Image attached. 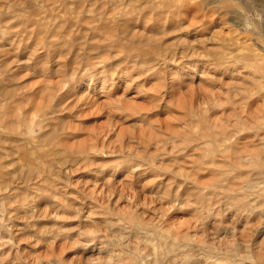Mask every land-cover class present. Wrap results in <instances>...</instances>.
<instances>
[{"label":"rangeland","instance_id":"1","mask_svg":"<svg viewBox=\"0 0 264 264\" xmlns=\"http://www.w3.org/2000/svg\"><path fill=\"white\" fill-rule=\"evenodd\" d=\"M39 1H44V4ZM43 1L0 0V15H3L0 17L3 18L1 19L3 21L0 20V24H2L0 25V107H4L3 109L7 111L5 118L8 117V120L12 122L9 123L4 119L5 122L8 121L7 125H16L17 117H20L22 112L26 118H30V122L32 120L36 122L37 118L40 123L44 121L43 128L35 126L36 128L33 130L34 138L40 142H36V149L41 147V151L47 149V146H44L45 148L42 146L44 144L42 140L51 138L59 143L58 149H61L60 152L63 153L62 155L61 153L55 154L56 156L53 157L51 155L41 156L37 160H31L33 164H38L40 170L46 169V173L50 174L49 178L46 173H44L46 176L35 174L33 179V176L28 174L30 167L22 158L24 150L21 148L23 142L20 141L23 139L19 140L22 137L18 138L12 134L1 137L3 140L0 139V148H2L0 152L4 154L3 151H6L8 155L4 154L7 155L1 160V162L3 161L1 166L4 167L0 168L1 172V169L4 168L6 171L4 178L0 176V180L3 179L0 181V195L4 197L2 199L0 196V206L2 205L0 224L6 226L5 230L9 232L7 234H13L15 240L13 249L19 250L21 257H17L16 261L7 259L6 254L8 256L10 247L5 244V241H8L10 236L6 235L7 237L2 240L0 236V264H88V262L94 264L92 258H99L100 262L107 264L110 259L109 251L112 252L117 247L114 244L116 238L121 239L122 244L128 245L127 249L129 248L130 251L142 247L145 251L149 250L147 246L139 243L144 240H137L135 236L129 238L130 236L126 235L128 240L124 239L125 234L120 229L121 225L118 226L119 222L117 221L126 219L128 215H135L139 220L145 221L146 227L149 224V228L156 226V229L159 230L156 231V235H153V239H157V234L160 232L173 238L179 230L184 231L190 226H196V223L192 222V208L200 203L199 195L208 193L207 188L213 184V179H215L209 170L206 171L208 166L202 167L201 170L206 171L204 173L197 169L200 152L192 149L199 144L202 146V140L196 135L204 130L208 136L213 133L222 134L223 131H227L226 134L230 135V132L241 129L239 128L241 124L238 126V123L245 117L242 121L246 119V121H252L259 116H264L261 114V112L264 113V72L258 66L264 65V0H231L229 7L223 6L225 0H191V3H189L190 0H187L189 2L182 0L183 6H181V0L169 4H165L168 3V0H166L167 2L161 0L166 8L157 12L152 8H156L155 4L158 0H156L157 2L142 0L139 5L146 4L143 5L145 9L142 6L136 7V11L135 9L130 10L132 14L125 12L127 15L124 16L123 12L122 15L112 19V15H115L116 12L112 11L109 2L105 7L108 14H111V16L108 15L110 22L101 24L90 21V15L79 18L77 14H71L69 11V8L71 9L73 6L71 0L66 5L72 6H66L65 9L60 6L57 9L54 6V0H51L53 4L50 1L46 3L45 0ZM90 1L86 4H89ZM192 1H196V3L193 4ZM33 2L34 9L31 10ZM178 2L181 3L180 6H178L179 4L175 6ZM184 2L186 3L184 4ZM51 6L53 7L51 8ZM96 7L98 9L95 11L100 13V4L97 3ZM38 8L41 13L37 10ZM27 9L30 11L26 12ZM142 9L146 11L141 12ZM54 10L59 13L55 14ZM36 12L39 14H35ZM96 12H94L95 15H97ZM66 13H69L68 19L70 17L76 21L80 19L79 22L84 26L79 29L81 24L71 20L72 24L78 23L74 28L79 29L71 34H67L66 31H60L61 33L58 34L47 29L48 25L44 23H48V21L51 23L49 18L52 20L57 15L58 17L55 16V19L58 18L60 21H56V23L61 25L67 17ZM150 13L154 18H150ZM39 15L40 17H37ZM26 16L29 18L28 20L25 19ZM30 16L32 21L36 22H31ZM21 17L24 18L20 19ZM43 18L45 21H41ZM55 19L53 18V21ZM39 20L44 24L43 28H41V23H38ZM21 21L23 24L26 22V27L22 25L23 29L21 25L19 26L22 24ZM35 23H38L39 28ZM27 24L30 26L27 27ZM158 25L160 26L158 27ZM18 26L21 30H18ZM43 29H46L44 31L50 34H45ZM37 32L42 34L38 36ZM105 39L111 41L107 43ZM40 41L41 43H39ZM119 41L124 42H121L124 44L122 47L121 43H118ZM109 45L111 46L108 47ZM124 46H128L126 48L130 50H126L123 48ZM107 48L110 50L108 51ZM121 49L123 50L120 51ZM247 55L250 58L246 60ZM109 57H112L111 60ZM130 57L132 58L130 59ZM159 57L162 60L158 59ZM145 58H147L146 60L153 58L152 62L159 60L160 64L158 61L152 63L151 71L143 69V67L135 69V67H140L139 65L145 61L143 60ZM137 61L138 64L134 63ZM249 63H251L250 66H248ZM247 66L250 68L248 69ZM256 66H258V70L255 68ZM251 70L254 71L251 72ZM113 72L115 76L114 88L109 94L110 90L102 89V83L104 79L113 78ZM261 73L263 74L259 75ZM81 83L83 91L79 96L78 92L77 95L68 92L67 89L70 85L78 87ZM127 84L129 90L124 94L125 89L123 88ZM56 85L57 87H55ZM88 86L93 89H88ZM94 88L97 93L96 91L92 93ZM84 90L86 93L91 91V94H87L90 98L86 105L81 107L82 102L80 101L85 94ZM107 98H110L113 104L118 103L121 109L116 110L115 107L111 109L105 103ZM15 115L16 117H14ZM41 118L43 120L39 121ZM22 130L25 129L22 127ZM23 132L25 133V131ZM186 135L194 138V143L184 148L181 141L188 138ZM205 140L210 141L211 139L207 137ZM38 144L42 145L37 147ZM258 146L253 145L251 148L255 150L260 147ZM182 149L185 152L183 155ZM40 150L39 152H41ZM178 150H181L180 153ZM224 161L218 159L219 164ZM223 163L219 166L220 169L222 167L226 170L229 166L231 170L226 171H232L231 165L225 162V167ZM50 169L53 170L50 171ZM224 169L222 170L226 172ZM147 171L150 173L144 175ZM251 174L250 177H255L254 174ZM187 176H191L192 180ZM40 178H44L45 181L43 182ZM46 179H50L47 180L49 183L50 181H54V183H51L52 185L46 183V185ZM46 189L50 191L48 190L44 194ZM18 195H22L21 197L25 198L26 202ZM15 201L18 203H14ZM222 201H218V204L214 203L208 210L210 212L205 209L206 213L203 210L204 216L202 215V221L197 225L196 232L193 231L195 228L191 229V235L194 236L193 239L196 242L205 245L210 243V246L217 245L215 237L221 234L219 231H225V226L229 230L235 228L236 232L233 235L232 233H229L231 235L226 234L224 241L228 239V242H231L236 236H238L236 239L239 242L247 241L250 236L248 238V235H245L249 230V235L251 233L252 236V233L257 232L258 227L264 226V217L260 218V215H263L261 210L264 209V206L261 210L259 209L260 212L258 208L261 205L256 206L254 212L257 210V215L254 212L242 213V211L240 213L237 211V214L236 210L232 209L225 200L226 205ZM7 202H13L15 205L11 206L10 204L7 206L8 210L6 211L5 208L4 211L3 205ZM213 207L214 209H212ZM28 209L29 211L34 209L35 213H29ZM10 215L12 217L9 219ZM32 215H35V218ZM136 238L138 237L136 236ZM262 238L264 239V236L255 240L254 252L251 253V256L253 253L255 254L252 256V262L254 260L256 264L260 260L258 251L261 250ZM51 239H55L54 242ZM125 244L122 247L127 250ZM104 250L106 251L102 252ZM93 251L94 254H92ZM145 251L144 253H147L150 250ZM254 256L255 258H253ZM81 257L85 262L79 259ZM86 260L88 261L86 262ZM197 262L204 264L202 261H196L195 264Z\"/></svg>","mask_w":264,"mask_h":264},{"label":"bare ground","instance_id":"2","mask_svg":"<svg viewBox=\"0 0 264 264\" xmlns=\"http://www.w3.org/2000/svg\"><path fill=\"white\" fill-rule=\"evenodd\" d=\"M43 1V0H42ZM51 2L52 3V1L51 0H45V3L46 2ZM56 1V2H55ZM70 0H54V6L57 8V7H63L64 9L65 8H67L66 6H72V8L70 9L69 8V11L71 12V14H77V16H79V18L80 17H83L84 15H90L91 17H89V19H90V21H93V22H97V23H99V24H101V23H103V22H107V21H109L110 19H109V17L111 16V14H108V12L106 11V7L105 6H107L108 4H109V2L112 4H109L110 5V8L112 9V11L114 12H116L115 13V15H112V17H111V19L113 18V17H115V16H120V15H122V13L124 12V16H125V12H127V14L128 13H130V10H133V9H135L136 7H141L142 6V8H143V5H146V4H142V5H139V3H140V1L142 2V0H111V1H108V0H92V1H90V0H71L72 1V5H66L68 2H69ZM70 1V2H71ZM88 1H90V3L89 4H86ZM155 2L156 0H147V2ZM162 1H166V0H162ZM174 1H179V0H168V3H165V4H169V3H172V2H174ZM184 1V0H183ZM187 1V0H186ZM197 1V0H196ZM196 1L195 2H193V4L194 3H196ZM199 1V0H198ZM44 2V1H43ZM43 2H40L39 1V3H42V4H44ZM146 2V1H145ZM144 2V3H145ZM157 2V1H156ZM167 2V1H166ZM187 2H189V1H187ZM213 2V1H212ZM224 2V4H223V6L224 7H226V6H228L229 7V5H231L230 4V2H232L231 0H225V1H223ZM234 2V1H233ZM50 3V4H51ZM52 3V4H53ZM97 3H99L100 4V7H101V12L99 13H97L96 11H95V9H98V7H96L97 6ZM181 3H182V5L181 6H183V2H182V0H181ZM180 3V4H181ZM186 2H184V4H185ZM189 3H191V0H190V2ZM189 3H188V5H189ZM203 3V2H202ZM17 4V3H16ZM15 4V5H16ZM48 4V3H47ZM141 4V3H140ZM152 4V3H151ZM179 4V2L175 5V6H177ZM180 4L178 5V6H180ZM198 4V3H197ZM196 4V5H197ZM212 4V3H211ZM255 4V3H254ZM261 4V3H260ZM263 4V3H262ZM32 5V7L33 8H31V10L32 9H34V2H33V4H31ZM41 5V4H40ZM39 5V6H40ZM46 5V4H45ZM152 5H154V4H152ZM156 5V8H152V9H155L156 10V12L157 11H162V9L166 6V5H164V2L162 3L161 2V0H158V2L155 4ZM164 5V6H163ZM172 5V4H171ZM30 6V5H29ZM42 7H45L44 5H41ZM47 6V5H46ZM50 6V5H49ZM112 6V7H111ZM147 6H149L148 5V3H147ZM168 6V5H167ZM174 6V5H173ZM7 7V6H6ZM26 7V6H25ZM53 6H51V8H52ZM23 8V7H22ZM47 8H49V9H51L50 7H47ZM121 8V9H120ZM146 8H149V7H146ZM166 8V7H165ZM164 8V9H165ZM176 8V7H175ZM174 8V9H175ZM180 8V7H179ZM25 9V8H24ZM30 9V8H29ZM29 9H27L26 10V12L29 10ZM46 9V8H45ZM44 9V10H45ZM54 9V8H53ZM52 9V10H53ZM58 9V8H57ZM64 9H62V10H64ZM109 9V8H108ZM107 9V10H108ZM143 9H145V7L143 8ZM143 9L141 10V12L143 11ZM151 9V8H150ZM37 10H39L40 11V9L38 8ZM51 10V11H52ZM59 10H61L60 8H59ZM67 10V9H66ZM137 10H138V8H137ZM140 10V9H139ZM171 10V9H170ZM230 10V9H229ZM9 11V10H8ZM30 11V10H29ZM36 11V10H35ZM38 11V12H39ZM46 11H47V9H46ZM45 11V12H46ZM55 11V10H54ZM68 11V12H69ZM111 11V10H110ZM135 11H136V9H135ZM144 11H146V10H144ZM143 11V12H144ZM177 11V10H176ZM238 11V10H237ZM6 12V11H5ZM22 12V11H21ZM25 12V13H26ZM94 12H96V14L97 15H95V13ZM139 12V11H138ZM140 12V13H141ZM155 12V13H156ZM25 13H21V14H25ZM39 13H41V11L39 12ZM39 13H35V14H39ZM43 13V12H42ZM53 13V12H52ZM55 14H58V13H56V11L54 12ZM65 13V12H64ZM148 13V12H147ZM152 13V12H151ZM151 13H150V15H151ZM172 13V12H171ZM54 14V15H55ZM63 14V13H62ZM67 14V13H66ZM65 14V16H67V17H65V20L63 21V23H61V25H58L57 23H56V21L57 22H59L60 20H58V18H57V20L55 19L56 17L55 16H57V15H55L54 17L51 15V18L53 17L54 19H55V21H53V18H52V20L49 18V20L51 21V23H49V21H48V23H44V24H46V25H48V30L49 31H53V32H56V33H61L62 31H66V33L68 34V33H72V32H74V31H77V30H79L80 28H81V26H84V25H82L81 24V22H79L80 21V19L78 20L77 19V21L79 22V24H81L78 28H74V27H76V25L78 24V23H76L77 21L76 20H72V19H68V14L66 15ZM126 14V15H127ZM130 14H132V12L130 13ZM134 14V13H133ZM146 14V13H145ZM168 14H169V12H168ZM238 14V13H237ZM26 15V14H25ZM50 15V14H49ZM61 15V14H60ZM60 15H59V17H60ZM82 15V16H81ZM108 15H110V16H108ZM164 15V14H163ZM1 16H3V15H0V17ZM47 16V15H46ZM45 16V17H46ZM70 16V15H69ZM88 16H87V18H88ZM123 16V17H124ZM130 16V15H129ZM135 16V15H134ZM137 16V15H136ZM135 16V17H136ZM159 16V15H158ZM184 16V15H183ZM192 16V15H191ZM11 17V16H10ZM20 17V16H19ZM19 17H18V19H19ZM37 17H40V15L39 16H37ZM44 17V16H43ZM58 17V16H57ZM61 17H63V15H61ZM73 17V16H72ZM133 17V16H132ZM152 17V15L150 16V18ZM235 17V16H234ZM8 18V17H7ZM6 18V19H7ZM22 18H24V17H21L20 19H22ZM42 18V17H41ZM74 18V17H73ZM126 18V17H125ZM142 18V17H141ZM152 18H154V16L152 17ZM194 18V17H193ZM1 19H3V18H0V20ZM11 19V18H10ZM25 19H29V18H27V16H26V18ZM24 19V20H25ZM35 19V18H34ZM38 19H40V18H38ZM61 19V18H60ZM63 19V18H62ZM85 19V18H84ZM148 19V18H147ZM42 20H44L45 21V18H43V19H41V21ZM71 20H72V22L73 21H76L75 23H76V25L75 24H72V22H71ZM156 20V19H155ZM161 20V19H160ZM242 20V19H241ZM1 21H3V20H1ZM30 21L31 22H36V21H32V19H31V16H30ZM43 21V22H44ZM81 21H82V19H81ZM115 21V20H114ZM134 21V20H133ZM146 21V20H145ZM150 21V20H149ZM29 22V21H28ZM27 22V23H28ZM110 22V21H109ZM112 22V21H111ZM130 22H132V21H130ZM165 22V21H164ZM21 23L22 24H19V26L21 25V27H22V25H25V23L23 24V22L21 21ZM38 23H41V28H43L42 27V25H44V24H42V22H40V20H39V22ZM37 23V24H38ZM28 24H30V23H28ZM27 24V25H28ZM33 24V23H32ZM36 24V23H35ZM34 24V25H35ZM37 24H36V27H38L37 26ZM89 24H91V22H89ZM156 24V23H155ZM0 25H2V24H0ZM75 25V26H74ZM98 25V24H97ZM107 25V24H106ZM157 25V24H156ZM162 25V24H161ZM17 26V25H16ZM18 26V27H19ZM30 25H28L27 27H29ZM108 26V25H107ZM151 26V25H150ZM160 25H158V27H159ZM6 27V26H5ZM25 27H26V25H25ZM33 27V26H32ZM45 27H47V26H45ZM44 27V28H45ZM170 27V26H169ZM16 29H17V27H15ZM24 27H22V29H23ZM34 28V27H33ZM39 28V27H38ZM102 29H103V26L101 27ZM133 28V27H132ZM5 29V28H4ZM20 29V27L18 28V30ZM26 29H28V28H26ZM25 29V30H26ZM30 29V28H29ZM35 29V28H34ZM118 29V28H117ZM17 30V31H18ZM21 30V29H20ZM44 30H46V29H43V32H45V34L47 33V31H44ZM151 30V29H150ZM4 31V30H3ZM24 31V30H23ZM22 31V32H23ZM36 31V30H35ZM40 31V30H39ZM61 31V32H60ZM5 32V31H4ZM16 32V31H15ZM19 32V31H18ZM21 32V31H20ZM34 32V31H33ZM40 32H42V31H40ZM42 32V33H43ZM52 32V33H53ZM63 32V33H64ZM25 33V32H24ZM38 33V32H37ZM42 33H38V36H40V34H42ZM51 33V34H52ZM62 33V34H63ZM21 34V33H20ZM36 34V33H35ZM44 34V35H45ZM48 34V33H47ZM50 34V33H49ZM48 34V35H49ZM61 34V35H62ZM17 35V34H16ZM1 36V35H0ZM12 36V35H11ZM57 36V35H56ZM45 37H46V35H45ZM49 37V36H48ZM62 37V36H61ZM39 38H41V37H39ZM59 38H60V36H59ZM107 38V37H106ZM106 40V39H105ZM104 40V41H105ZM6 41V40H5ZM107 41V40H106ZM106 41H105V44H107L108 42H110L109 40L107 41V43H106ZM113 41V40H112ZM122 42V41H121ZM120 41L118 42V43H121ZM39 43H41V41L39 42ZM47 43V42H46ZM122 43H124V42H122ZM121 43V47H122V45H124V44H122ZM240 43V42H239ZM110 44V43H109ZM114 44V43H113ZM47 45V44H46ZM60 45V44H59ZM125 45H126V42H125ZM241 45V44H240ZM243 45V44H242ZM48 46H51V45H48ZM111 45H109L108 47H110ZM129 46V45H128ZM128 46H124L123 48H125L126 50L128 49V50H130L129 48H126V47H128ZM106 47H107V45H106ZM118 47V46H117ZM130 47V46H129ZM49 48V47H48ZM96 48H98V47H96ZM112 48H113V46H112ZM134 48V47H133ZM152 48V47H151ZM149 49V48H148ZM153 49V48H152ZM107 50H108V48H107ZM109 50H110V48H109ZM108 50V51H109ZM123 49H121L120 51H122ZM125 50V51H126ZM132 51V50H131ZM10 52V51H9ZM129 53H130V51H128ZM169 52V51H168ZM51 53V52H50ZM114 53V52H113ZM124 53V52H123ZM158 53V52H157ZM156 54V53H155ZM171 54V53H170ZM100 55V54H99ZM127 55V54H126ZM130 55V54H129ZM167 55H169V54H167ZM104 56V55H103ZM102 56V57H103ZM125 56V55H124ZM157 57H158V54L156 55ZM163 57H165L166 55H162ZM161 56V57H162ZM189 56V55H188ZM193 56V55H192ZM209 56V55H208ZM258 56V55H257ZM94 57V56H93ZM102 57H100L101 59H103ZM113 57V56H112ZM111 57V58H112ZM127 57V56H126ZM142 57V56H141ZM168 57V56H167ZM173 57V56H172ZM171 57V58H172ZM252 57V56H251ZM99 58V59H100ZM110 58V57H109ZM111 58H110V60H111ZM132 57H130V59H131ZM144 58V57H143ZM222 58V57H221ZM247 58H248V55H247V57L245 58L246 60H247ZM249 58H250V56H249ZM248 58V59H249ZM253 58V57H252ZM256 58V57H255ZM254 58V59H255ZM98 59V60H99ZM100 59V60H101ZM104 59H106L107 60V58H104ZM114 59V58H113ZM137 59V58H136ZM147 58H145V59H143V60H145L141 65H139L140 67H135V69H140L141 67H143V69L144 68H146V70H152V63H157V61H158V64H160L159 63V60H157L156 62L154 61V62H152L150 59L149 60H146ZM157 59V58H156ZM155 59V60H156ZM158 59H160V60H162V58H158ZM223 59V58H222ZM115 60V59H114ZM127 61H128V59H126ZM134 61H136L135 59H133ZM138 60V59H137ZM172 60V59H171ZM245 60V61H246ZM256 60V59H255ZM35 61V60H34ZM103 61V60H102ZM105 61V60H104ZM126 61V62H127ZM168 61H170V60H168ZM168 61H166V62H168ZM99 62V64H101L100 63V61H98ZM125 62V63H126ZM130 62H132V61H130ZM142 62V61H141ZM161 62V61H160ZM165 62V63H166ZM177 62V61H176ZM44 63V62H43ZM102 63H105V62H102ZM134 63H139L138 61L137 62H134ZM169 63V62H168ZM175 63V62H174ZM184 63V62H183ZM238 63V62H237ZM257 63V62H256ZM106 64V63H105ZM116 64V63H115ZM163 64V63H162ZM195 64V63H194ZM244 64H247V63H244ZM103 65V64H102ZM114 65V64H113ZM251 65V63H249L248 64V66H250ZM258 65V64H257ZM263 65V64H262ZM108 66V65H107ZM138 66V65H137ZM175 66V65H174ZM248 66H247V68H248ZM259 66V69L262 71V72H264V65L263 66H260V65H258ZM258 66H256L255 68H257ZM22 67V66H21ZM133 67V66H132ZM159 67V66H158ZM166 67V66H165ZM252 67V66H251ZM254 67V66H253ZM23 68V67H22ZM155 68V67H154ZM161 68V67H160ZM175 68V67H174ZM196 68V67H195ZM250 68V67H249ZM248 68V69H249ZM129 69V68H128ZM252 69V68H251ZM45 70V69H44ZM130 70V69H129ZM194 70V69H193ZM257 70H258V68H257ZM139 71V70H138ZM142 71V70H141ZM140 71V72H141ZM154 71V70H153ZM158 71V70H157ZM171 71V70H170ZM231 71V70H230ZM254 71V70H253ZM252 70H251V72H253ZM118 72V71H117ZM116 72V73H117ZM121 72V71H120ZM148 72V71H147ZM156 72V71H155ZM258 73H260L259 71H257ZM115 73V74H116ZM160 73V72H159ZM177 73V72H176ZM101 74V73H100ZM104 74V73H103ZM150 74H152V73H150ZM165 74V73H164ZM263 73H261V74H259V75H262ZM108 75V74H107ZM106 75V76H107ZM119 75V74H118ZM120 75H122V74H120ZM140 75V74H139ZM161 75V74H160ZM113 78H111V79H104V78H106V77H104L103 79H104V82L102 83V89L104 90V89H106L107 91L108 90H110V91H108V93L109 92H111V90L113 91V88H114V83H113V81H114V78H115V76H114V72H113ZM1 77V76H0ZM75 77V76H74ZM173 77H175V76H173ZM263 77V76H262ZM107 78H108V76H107ZM126 78H127V76H126ZM133 78H135V77H133ZM101 79V78H100ZM100 79H98V80H100ZM116 79H118V78H116ZM136 79V78H135ZM71 80H72V77H71ZM76 80V79H75ZM81 80V79H80ZM166 80V79H165ZM256 80V79H255ZM70 81V80H69ZM82 81V80H81ZM103 81V80H102ZM121 81V80H120ZM91 82V81H90ZM115 82V81H114ZM129 82V81H128ZM163 82H165V81H163ZM167 82V81H166ZM255 82V81H254ZM41 84V83H40ZM77 84V83H76ZM75 84V85H76ZM191 84V83H190ZM44 85V84H43ZM55 85V84H54ZM53 85V86H54ZM69 85V84H68ZM73 85V84H72ZM78 85V84H77ZM121 85V84H120ZM138 85V84H137ZM164 85V84H163ZM168 85V84H167ZM256 85V84H255ZM262 85V84H261ZM264 85V84H263ZM82 86V83H81V85L80 86H76V87H74V85L73 86H69L68 87V92L71 94V93H74L75 95H77L76 93L78 92V96L80 95V92H82L83 90H81V88L83 87H81ZM91 86V85H90ZM165 86V85H164ZM45 87V86H44ZM55 87H57V85L55 86ZM67 87V86H66ZM86 87V86H85ZM169 87V86H168ZM167 87V88H168ZM174 87V86H173ZM28 88V87H27ZM54 88V87H53ZM118 88H119V86H118ZM138 88V87H137ZM10 89V88H9ZM47 89V88H46ZM88 89H93V87L92 88H89V86H88ZM116 89V88H115ZM123 89H125L124 91V94L125 93H127V91L129 90V85L127 84L126 85V87L125 88H123ZM43 90V89H42ZM49 90V89H48ZM168 90H170V89H168ZM175 90H176V88H175ZM50 91V90H49ZM48 91V92H49ZM59 91V90H58ZM66 91V90H65ZM89 91V90H88ZM96 91V93H97V90H96V88H94V90L92 91V93H94ZM115 91V90H114ZM46 92H47V90H46ZM53 92V91H52ZM67 92V91H66ZM100 92H101V90H100ZM139 92V91H138ZM172 92H175V91H172ZM172 92H170L171 94H175V93H172ZM37 93V92H36ZM41 93V92H40ZM86 95H85V94ZM84 96H82V100L80 101V102H82V105H81V107H84L85 105H86V102L88 101V99L90 98L89 97V95L91 94V91H89V92H85V90H84ZM137 93V92H136ZM140 93V92H139ZM167 93V92H166ZM39 94V93H38ZM49 94H50V92H49ZM87 94H89V95H87ZM110 94V93H109ZM164 94V93H163ZM162 94V95H163ZM170 94V95H171ZM36 95V94H35ZM47 95V94H46ZM55 95V94H54ZM68 95V94H67ZM82 95V94H81ZM112 95V94H111ZM137 95V94H136ZM166 95V94H165ZM169 95V96H170ZM78 96H76V98H79ZM156 96V95H155ZM146 97H147V95H146ZM154 97V96H153ZM165 97V96H164ZM174 97V96H173ZM30 98V97H29ZM52 98H54L53 96H52ZM63 98V97H62ZM73 99L75 98V96L74 97H72ZM158 98V97H157ZM162 98V97H161ZM172 98V97H171ZM80 99V98H79ZM102 99V98H101ZM64 100V99H63ZM258 100V99H257ZM114 101H117V100H114ZM172 101H173V99H172ZM260 101V100H259ZM22 102V101H21ZM97 102V101H96ZM157 102V101H156ZM19 103V102H18ZM63 103V102H62ZM105 103H107L108 105H109V107H111V109H112V107H115V108H117L116 110H118V108L119 109H121V107H120V105L118 104H113L111 101H110V98H107V100H106V102ZM119 103H121L120 101H119ZM232 103V102H231ZM21 104V103H20ZM19 104V105H20ZM77 104V103H76ZM91 104H92V102H91ZM95 104V103H94ZM257 104V103H256ZM96 105H97V103H96ZM106 105V104H105ZM89 106H91V105H89ZM92 106H94V105H92ZM123 106H125V105H123ZM246 106V105H245ZM244 106V107H245ZM108 107V106H107ZM4 108V107H3ZM3 108H1L0 107V139H1V137L2 136H4V135H9V134H12V135H14V136H16V137H22V138H19V140L20 139H23V140H21L20 142H23L22 143V149L24 150V154H23V159L24 160H26V163H27V165L30 167V170H29V172H28V169H26L27 170V172H28V174L30 175V176H33V175H45L44 173H46V169H44L43 171L42 170H40V167L38 166V164H33L32 163V161L31 160H37L38 158H40L41 156H44V157H48V156H50L51 155V157H53L55 154L56 155H58V154H60L61 152H60V150L58 149V145H59V143H57V141L55 142V139L53 140V139H44V140H42V142L45 144H41L43 147L44 146H47V149L45 148L44 150H40V149H42V147L41 148H39L38 150L36 149V142H38V143H40L39 142V140H37V138L35 139L34 138V132H33V130L36 128L35 126H40L41 128H43V122L44 121H42L43 119H44V117H43V119L41 118V120H39V121H42L41 123L40 122H38V118H37V121L36 122H34L35 120H32V122H30V118H28V120H27V118L24 116V114H23V112H22V115L19 117H17V121H16V125H14V126H11L10 124L9 125H7L8 124V117H7V119L5 118V115H6V110L5 109H3ZM5 108H7V107H5ZM92 108V107H91ZM10 109V108H9ZM8 109V110H9ZM123 109V108H122ZM259 109V108H258ZM115 110V111H116ZM245 110H246V107H245ZM252 110V109H251ZM19 111V110H18ZM245 112V111H244ZM254 112V111H253ZM17 113V112H16ZM31 114V113H30ZM76 114V113H75ZM113 114V113H112ZM111 114V115H112ZM260 114V113H259ZM261 114H263L264 115V113L263 112H261ZM17 115V114H16ZM16 115L14 116V117H16ZM26 115V114H25ZM114 115V114H113ZM208 115V114H207ZM245 115V114H244ZM248 115V114H247ZM256 116V115H255ZM4 117V118H3ZM1 118H2V120H4V119H6V120H8V121H6L5 122V120L4 121H2L1 120ZM11 119H12V117H10ZM9 118V119H10ZM118 118H120V117H118ZM246 118V117H245ZM244 118V119H245ZM254 118V117H253ZM257 118V117H256ZM244 119H242V120H244ZM13 120V119H12ZM45 120V119H44ZM242 120H240L239 121V125L238 126H240V124H241V127H239V128H241L240 130H237V131H235V132H230L229 134L230 135H228V134H226L227 133V131H223V132H221L222 134H214L213 133V135H207V133L205 132V130L204 131H201V132H198V134L196 135L197 137L199 136V138H201V140H202V146H200V144L198 145V146H195V148L194 149H192V150H196V151H198V152H200L199 153V155H198V159H200L199 161H198V170H200V171H202L201 169H202V167H204L205 165H206V167L208 166V169H206V171L207 170H209L212 174H213V176L215 177V179H213L214 180V182H213V184H211V185H209L208 186V193L206 194L205 193V195H199V197H198V200H199V204H197V202H196V204L197 205H195L193 208H192V206H191V208H192V213H193V215H192V222H194V223H196V226H194V227H189L188 229H186V230H184V231H182V230H179L178 231V233H176V236L175 237H173V238H169V237H167V235L165 234V233H159V234H157L158 236L156 237L157 239H153V235H156V231L158 232V230L156 229V226H152L151 228H149V225H148V227H146L147 226V224H145L146 222L145 221H141V220H139L138 219V217L137 216H135V215H128V217H126V219H124V220H122V219H120V220H118L117 222H119V223H117L118 224V226H120L121 225V228L120 227H118L117 225V227L118 228H120V229H122V232L125 234V238L124 239H127L128 238V236H130L129 238H131V237H133V236H135V239H141V240H144V241H139V243H141V244H143V245H145V246H147L148 247V249L150 250H143L142 248L140 249V248H135L134 250H132V251H130V249L128 250L127 249V246H126V244L125 243H123V244H125V246H126V249L128 250H125L124 249V247H122V243H121V239H115L114 240V244L117 246L116 247V249L115 250H112V252L111 251H109V254H108V256L110 257V259L108 260V262H107V264H195V262L196 261H202V263H204V264H256V262L254 263V260H253V262H252V256L253 255H255L254 253H253V255L251 256V253H252V251H253V246H255L254 244V242H256L255 240L258 238V237H261V236H264V226L262 225H260L261 227H258V230H257V232H255V234L254 233H252V236H251V233H250V235H249V231L248 230H246V231H248L247 233H246V235L245 236H247L248 238H249V236H250V239L249 240H247V241H243V240H241L240 242L239 241H237V237L238 236H236V240L234 239V240H232L231 242H228V239H227V241H224L226 238V234H229V233H232V235L233 234H235V228H233L232 230H229L228 228H226V226L224 227L225 228V231L224 232H221V231H219V233H221V234H219V236H217V237H215L216 238V242H215V244H217V245H211L210 246V243H208L209 241H206L209 245H205V244H201L200 242H196L194 239H193V237H192V230L195 228V230H193L194 232H196V228L198 227L197 225L202 221V215L204 216V211L203 210H210L209 208L211 207V206H213V204L214 203H216V204H218V201H220V200H223L222 202H224V200L227 202V204L228 205H230V207H232V209H235L236 210V213H237V211H239V213H240V211H242V213L243 212H246V213H249V212H254L255 211V209L258 207L257 205H261V206H259L260 208H258V210L260 209L261 210V208L264 206V116H259L257 119H255V120H252V121H242ZM28 121V122H27ZM202 121H203V119H202ZM123 122V121H122ZM214 122V121H213ZM7 123V124H6ZM9 123H12V122H10L9 121ZM194 123V122H193ZM205 123V122H204ZM206 124V123H205ZM225 124V123H224ZM208 125H209V123H208ZM235 125V124H234ZM233 125V126H234ZM22 127L25 129V130H22ZM204 127V126H203ZM210 127H212V126H210ZM201 128V127H200ZM231 128V127H230ZM209 129H213V128H209ZM222 129V128H221ZM198 130V129H197ZM201 130V129H200ZM216 130V129H215ZM23 131H25V133L23 132ZM115 132V131H114ZM244 132V133H243ZM34 134V135H33ZM193 134H195V133H193ZM77 135V134H76ZM187 136V135H186ZM196 136H194V137H196ZM188 137V136H187ZM207 137H210V141H208V140H205ZM4 138V137H3ZM45 138V137H44ZM74 138V137H73ZM198 138V139H199ZM64 139V138H63ZM1 140H3V139H1ZM169 140V139H168ZM194 138L192 139V137H188V138H185V139H183L181 142L183 143V145L185 146L184 148H186L187 146H190V144L191 143H194ZM193 141V142H192ZM196 141V140H195ZM48 142V143H47ZM167 142V141H166ZM198 142V141H197ZM199 143H200V141H199ZM257 143V144H256ZM197 144V143H196ZM40 144H38L37 145V147H40L39 146ZM182 145V144H181ZM182 145V146H183ZM253 145H259L258 147V149H255V150H253L251 147L253 146ZM48 147H49V149H48ZM194 147V146H193ZM192 147V148H193ZM183 148V149H184ZM189 148V147H188ZM18 149V148H17ZM20 149V148H19ZM21 149V150H22ZM183 149H182V155H183V153L185 154V152H183ZM0 150H2V148H0ZM39 150L41 151V152H39ZM161 150V149H160ZM189 150V149H188ZM187 150V151H188ZM179 152L178 153H180V151L181 150H178ZM3 152H5L6 153V151H3ZM139 152V151H138ZM189 152V151H188ZM4 153V154H5ZM63 153V152H62ZM62 153H61V155H62ZM65 153V152H64ZM67 153V152H66ZM177 153V154H178ZM194 153V152H193ZM3 153H1L0 152V168L2 167H4L3 165L1 166V164H3L2 162H1V160H3L2 158L3 157H6L7 155H8V153H6L7 155L5 156ZM13 154V153H12ZM96 154V153H95ZM139 154V153H138ZM55 155V156H56ZM75 155V154H74ZM87 156H88V154H86ZM105 155V154H104ZM189 155V154H188ZM191 155V154H190ZM194 155H195V153H194ZM90 156V155H89ZM178 156V155H177ZM74 157V156H73ZM181 157V156H180ZM183 157V156H182ZM186 157V156H185ZM220 157V158H219ZM20 158V157H19ZM225 160L224 161V163L226 162V163H228V165H231L232 166V171H226V170H231L230 169V167L229 166H227V169L225 170L224 168H222L221 167V169H220V165H222V163L223 162H221V164H219L220 162H218V159H220V160ZM42 159V158H41ZM44 159H46V158H44ZM176 159H178V158H176ZM191 159H192V157H191ZM193 159H195L194 157H193ZM21 160V159H20ZM43 160V159H42ZM41 160V161H42ZM179 160V159H178ZM47 161V160H46ZM151 161H152V159H151ZM194 161V160H193ZM195 161H196V159H195ZM19 163V162H18ZM20 163H21V161H20ZM20 163H19V166H20ZM26 163H23V164H25L26 165ZM153 163V162H152ZM223 163V165H225ZM230 163V164H229ZM46 164V163H45ZM22 165V164H21ZM24 165V166H25ZM41 165V164H40ZM27 166V167H28ZM43 166H44V164H43ZM47 166V165H46ZM50 166H53V165H50ZM196 166V165H195ZM195 166H193V167H195ZM18 167V166H17ZM21 167V166H20ZM28 167V168H29ZM138 167V166H137ZM225 167H226V165H225ZM26 168V167H25ZM24 168V169H25ZM53 168V167H52ZM56 168V167H55ZM229 168V169H228ZM5 169V168H4ZM4 169H1L2 170V172L4 171ZM23 169V170H24ZM181 169V168H180ZM204 169V168H203ZM222 169H224L226 172H224ZM18 170V169H17ZM17 170H16V173H17ZM25 170V171H26ZM53 170V169H52ZM51 169H50V171H52ZM56 170V169H55ZM182 171H183V169H181ZM194 170V169H193ZM24 171V173L26 174V172ZM195 171V170H194ZM199 171V172H200ZM205 171V170H204ZM204 171H202L201 173H204ZM205 171V172H206ZM208 171V172H209ZM1 171H0V176L2 177V178H4V176H5V174H6V171H4L3 173H2ZM67 172V171H66ZM210 172H209V174H210ZM8 173V172H7ZM19 173V172H18ZM48 173H49V170H48ZM133 173V172H132ZM137 173V172H136ZM148 173H150V172H146V174H144V175H147ZM200 173V174H201ZM254 174L255 175V177H250V174ZM20 174V173H19ZM22 174V173H21ZM24 174V175H25ZM27 174V175H28ZM47 174V173H46ZM102 174V173H101ZM196 174V173H195ZM198 174V173H197ZM208 174V173H207ZM251 174V175H252ZM11 175V174H10ZM10 175H8L9 177H10ZM18 175V174H17ZM38 175V176H39ZM50 175V174H49ZM49 175L47 174V176H48V178H49ZM180 175V174H179ZM186 175H188V174H186ZM11 176H13V175H11ZM15 176V175H14ZM20 176V175H19ZM23 176V175H22ZM46 176V175H45ZM0 177V178H1ZM24 177V176H23ZM184 177V176H183ZM188 178L190 177L191 178V176H187ZM6 178V177H5ZM13 178V177H12ZM22 178V177H21ZM25 178V177H24ZM50 178H51V176H50ZM27 179H28V177H27ZM27 179H26V181H27ZM32 179V178H31ZM33 179H34V176H33ZM41 180H43V182L45 181V179L43 178H40ZM100 179V178H99ZM168 179V178H167ZM196 179V177L194 178V180ZM254 179V180H253ZM47 180H50V179H46V181ZM147 180V179H146ZM191 180H192V178H191ZM257 180V181H256ZM0 181H3V179L2 180H0ZM31 181V180H30ZM33 181V180H32ZM201 181V180H200ZM17 182V181H16ZM23 182H25L24 180H23ZM194 182V181H193ZM3 183V182H2ZM2 183H1V185H2ZM46 183H49V181H47V182H45V184ZM51 183H54V181L53 182H51L50 181V183L49 184H51ZM20 184V183H19ZM26 185V184H25ZM28 185V184H27ZM47 185V184H46ZM52 185V184H51ZM55 185V184H54ZM262 185V186H261ZM17 186V185H16ZM18 186H20V185H18ZM58 186V185H57ZM7 187H9V186H7ZM6 187V188H7ZM115 187H116V185H115ZM4 189V188H3ZM11 189V188H10ZM33 189V188H32ZM51 190H52V188H50ZM53 189H55V188H53ZM102 189V188H101ZM186 189V188H185ZM199 189V188H198ZM2 190V189H1ZM13 190V189H12ZM47 190V189H46ZM49 190V189H48ZM48 190L47 191H44V194H46V192H48ZM3 191V190H2ZM8 191V190H7ZM50 191V190H49ZM60 192V191H59ZM116 192V191H115ZM26 193V192H25ZM56 193H57V191H56ZM70 193V192H69ZM23 194V193H22ZM27 194V193H26ZM43 194V193H42ZM48 194V193H47ZM52 194H53V192H52ZM52 194H51V196H52ZM65 194V193H64ZM2 195H4V194H2ZM25 195V194H24ZM54 195V194H53ZM68 195V194H67ZM1 196V195H0ZM20 195H18V197H19ZM22 196V195H21ZM20 196V198H22ZM27 196V195H26ZM17 197V196H16ZM47 197V196H46ZM49 197V196H48ZM53 197H55V196H53ZM1 198L2 199H4V197H2L1 196ZM6 198V197H5ZM16 199V198H15ZM25 198H22V200H24ZM29 199V198H28ZM27 199V200H28ZM30 199H31V196H30ZM14 200V199H13ZM6 201V200H5ZM7 201H8V199H7ZM12 201V200H11ZM20 201H21V199H20ZM25 202H26V200H24ZM48 201V200H47ZM1 202V201H0ZM4 202V201H3ZM30 202V201H29ZM14 203H18V201H15ZM22 203V202H21ZM28 203V202H27ZM193 203V202H192ZM225 203V202H224ZM2 204V203H1ZM10 204H11V206H12V204H13V202L11 203H9V202H7L6 204H4L3 205V207H4V211H5V208H6V211L8 210L7 209V206H10ZM184 204V203H183ZM186 204V203H185ZM13 205H15V204H13ZM52 205V204H51ZM55 205V204H54ZM224 205H226V203L224 204ZM2 206V205H1ZM1 206H0V208H1ZM22 206V205H21ZM27 206V205H26ZM50 206V205H49ZM57 206V205H56ZM218 206H220V205H218ZM257 206V207H256ZM33 207V206H32ZM226 207H229V206H226ZM9 208V207H8ZM10 208H12V207H10ZM18 208V207H17ZM21 208V207H20ZM24 208H27V207H24ZM128 208V207H127ZM13 209V208H12ZM11 209V210H12ZM189 209V208H188ZM212 209H214V207L212 208ZM15 210L17 211V209H16V207H15ZM206 210H205V212H206ZM260 210H259V212H260ZM19 211H20V209H19ZM23 211H24V209H23ZM28 211H29V209H28ZM31 211H34V209L33 210H31L30 209V211H29V213H31V214H34L35 213V211L34 212H31ZM41 211V210H40ZM212 211V210H211ZM14 212V211H13ZM18 212V211H17ZM190 212V211H189ZM190 212V213H191ZM208 212H210V211H208ZM232 212H233V210H232ZM1 213V212H0ZM8 213L10 214V212L8 211ZM207 213V212H206ZM242 213H241V215H242ZM255 214L257 213V210H256V212H254ZM12 214V213H11ZM15 214H17V213H15ZM51 214V213H50ZM238 214V213H237ZM258 214V213H257ZM256 214V215H257ZM261 214H263V215H260V218L263 216L264 217V209L263 210H261ZM13 215V214H12ZM24 215V214H23ZM36 215V214H35ZM35 215H32V217L33 218H35L34 216ZM206 215V214H205ZM252 215V214H251ZM7 216H8V214H7ZM28 216V215H27ZM38 216V215H37ZM238 216H240V215H238ZM250 216V215H249ZM4 217V216H3ZM12 216L10 215L9 216V219L11 218ZM262 217V218H263ZM2 218V217H1ZM235 216H234V220H235ZM3 219V218H2ZM232 219V220H233ZM13 220V219H12ZM35 220V219H34ZM83 220V219H82ZM256 220H258V219H256ZM260 220V219H259ZM0 221H2V220H0ZM116 221V220H115ZM13 222V221H12ZM105 223V222H104ZM114 223V222H113ZM225 223V222H224ZM264 223V222H263ZM2 224V223H1ZM0 224V236H1V240L4 238H6L7 236L6 235H9V234H7V233H9L8 231H6L5 230V228H6V226H3V225H1ZM96 224V223H95ZM35 225V224H34ZM114 225V224H113ZM173 225V224H172ZM248 225V224H247ZM101 226V225H100ZM169 226V225H168ZM179 226V225H178ZM188 226V225H187ZM254 226V225H253ZM87 227V226H86ZM173 227H174V225H173ZM230 227V226H229ZM37 228V227H36ZM109 228V227H108ZM158 228H160V227H158ZM175 228V227H174ZM173 228V229H174ZM176 228H177V226H176ZM181 228V227H180ZM212 228V227H211ZM124 229V230H123ZM192 229V230H191ZM242 229H244V228H242ZM246 229V228H245ZM9 230V229H8ZM85 230V229H84ZM202 230V229H201ZM58 231V230H57ZM90 231V230H89ZM114 231V230H113ZM206 231V230H205ZM230 231H232V232H230ZM252 231V230H251ZM84 232V231H83ZM121 232V233H122ZM194 232H193V234H194ZM253 232H254V229H253ZM109 233V232H108ZM118 233V232H117ZM120 233V234H121ZM122 233V234H123ZM202 233V232H201ZM86 234V233H85ZM95 234H96V232H95ZM123 234V235H124ZM210 234V233H209ZM254 234V235H253ZM5 235V236H4ZM97 235V234H96ZM126 235H128V236H126ZM198 235V234H197ZM214 235V234H213ZM217 235V234H216ZM225 235V236H224ZM229 235H231V234H229ZM10 237V239L8 240V241H5V244L6 245H8L9 247H10V250H9V253H8V256H7V254H6V257H7V259H9V260H15L16 261V258L17 257H21V252L19 251V250H14L13 249V246L15 245V240H14V237H13V234H11V235H9ZM114 236V235H113ZM112 236V237H113ZM136 236L138 237V238H136ZM140 236V237H139ZM169 236V235H168ZM199 236V235H198ZM224 236V237H223ZM240 236H241V234H240ZM244 236V237H245ZM66 237V236H65ZM111 237V236H110ZM111 237V238H112ZM117 237V236H116ZM119 237V236H118ZM120 237H121V235H120ZM230 237V236H229ZM242 237V236H241ZM21 238V237H20ZM23 238V237H22ZM71 238V237H70ZM214 238V237H213ZM243 238V237H242ZM263 239V238H262ZM261 239V240H262ZM51 240H53V239H51ZM55 240V239H54ZM54 240H53V242H54ZM128 240V239H127ZM155 240H156V242H155ZM230 240V239H229ZM46 241V240H45ZM66 241V240H65ZM124 241V240H123ZM122 241V242H123ZM263 241V243L261 244V243H259V244H261L260 245V247H261V250H262V245H264V239L262 240ZM92 242V241H91ZM4 243V242H3ZM18 243H20V242H18ZM65 243V242H64ZM97 243V242H96ZM130 243H131V241H130ZM135 243V242H134ZM203 243H204V240H203ZM34 244V243H33ZM36 244V243H35ZM61 244V243H60ZM76 244V243H75ZM102 244V243H101ZM133 244V243H132ZM138 244V243H137ZM136 244V245H137ZM87 245V244H86ZM139 245V244H138ZM61 246V245H60ZM94 246V245H93ZM96 246V245H95ZM102 246H104V245H102ZM71 247H72V244H71ZM81 247V246H80ZM113 247V246H112ZM136 247V246H135ZM146 247V248H147ZM12 248V249H11ZM58 248V247H57ZM91 248V247H90ZM93 248V247H92ZM97 248V247H96ZM19 249V248H18ZM60 249V248H59ZM104 249V248H103ZM107 249V248H106ZM7 250V249H6ZM94 250V249H93ZM98 250V249H97ZM100 251L102 250V247L99 249ZM98 250V251H99ZM261 250H259L258 251V254H259V256H258V254H257V256L259 257V263H257V264H264V246H263V250L261 251ZM14 251H16V252H14ZM62 251V250H61ZM83 251V250H82ZM99 251V252H100ZM106 250H104V251H102V252H105ZM144 251L145 252H147V251H149V252H147V253H144ZM261 251V252H260ZM15 254H14V253ZM60 252V251H59ZM89 252V251H88ZM254 252V251H253ZM13 253V254H12ZM62 253V252H61ZM90 253H91V251H90ZM101 253V252H100ZM108 253V252H107ZM107 253H106V255H107ZM92 254H94V251L92 252ZM2 255V254H1ZM11 255H12V257H11ZM13 255L15 256L14 258H13ZM3 256V255H2ZM48 256V255H47ZM82 256V255H81ZM5 257V256H4ZM97 257V256H96ZM76 258V257H75ZM84 258V257H83ZM253 258H255V256L253 257ZM1 259V258H0ZM80 260H83L82 259V257L81 258H79ZM78 259V260H79ZM87 259H89V258H87ZM99 259V258H98ZM98 259H94V258H92V261H93V263L95 264H99V262L101 261L100 259L98 260ZM104 259V258H103ZM66 260V259H65ZM90 260V259H89ZM27 261V260H26ZM36 261V260H35ZM84 261V260H83ZM82 261V262H83ZM88 260H86V262H87ZM91 261V260H90ZM91 261V262H92ZM13 262V261H12ZM25 262V261H24ZM81 262V261H80ZM85 262V261H84ZM83 262V263H84ZM104 262V261H103ZM13 263H15V262H13ZM35 263V262H34ZM80 264V263H79ZM84 264H86V263H84ZM88 264H89V262H88ZM100 264H103L102 262H100ZM197 264H198V262H197Z\"/></svg>","mask_w":264,"mask_h":264}]
</instances>
